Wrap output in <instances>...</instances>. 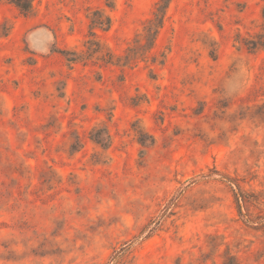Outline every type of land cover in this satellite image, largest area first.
I'll list each match as a JSON object with an SVG mask.
<instances>
[{
    "label": "rangeland",
    "instance_id": "obj_1",
    "mask_svg": "<svg viewBox=\"0 0 264 264\" xmlns=\"http://www.w3.org/2000/svg\"><path fill=\"white\" fill-rule=\"evenodd\" d=\"M108 1L0 0V264H264V0Z\"/></svg>",
    "mask_w": 264,
    "mask_h": 264
},
{
    "label": "trees",
    "instance_id": "obj_2",
    "mask_svg": "<svg viewBox=\"0 0 264 264\" xmlns=\"http://www.w3.org/2000/svg\"><path fill=\"white\" fill-rule=\"evenodd\" d=\"M6 1L15 5L21 12L25 14H29L34 11V0ZM171 1L172 0H157L155 3L154 10L152 12V16L143 23L142 30L136 34L134 43L131 46L127 47L124 54L116 56L115 59H113L115 55L108 51L105 52L103 55V60L106 63L110 64L127 65L130 60L136 58V56L149 52L154 47L158 34L161 28L163 27L166 13ZM106 6L112 7L110 1L107 2L106 0ZM262 18L264 26V9L262 10ZM89 19L91 27L90 35L92 37L95 36V31H93V28L107 29L110 27L111 24V18L108 14L104 12L103 9H95L91 11ZM92 37L86 42L89 43L91 40L94 41V38ZM64 55L69 63H75L80 60L78 52L75 50L67 51L66 53H64ZM97 131L98 129L96 130V134H93V139L97 143L104 145L105 143L103 142V140H108L109 135L105 128L103 129V134H105V137L103 136L101 138L100 134H102V131L99 133Z\"/></svg>",
    "mask_w": 264,
    "mask_h": 264
}]
</instances>
